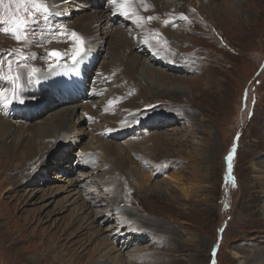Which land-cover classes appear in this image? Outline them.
<instances>
[{"label": "rangeland", "instance_id": "obj_1", "mask_svg": "<svg viewBox=\"0 0 264 264\" xmlns=\"http://www.w3.org/2000/svg\"><path fill=\"white\" fill-rule=\"evenodd\" d=\"M59 1L64 7L33 26V38L17 42L0 31V49L22 52L27 66L39 69L45 49L36 43L46 29L87 23L109 2ZM156 2L158 10L179 17L159 22L171 32L169 52H160L158 62L150 52L142 55L135 80H127L139 105L130 121L111 127L108 119L122 115L109 96L87 97L82 78L75 94L64 93L68 84L54 91L43 83L41 96H28L35 108L27 110L24 99L13 111L34 123L25 134L26 143L34 141L2 162L1 179L16 176L0 191V264H264V0ZM15 11L10 0L0 6L5 18ZM114 15L108 30L121 23L133 39V18ZM97 30L94 23L91 31ZM144 30L157 34L160 26ZM50 47L46 53L60 52ZM105 47L102 55L93 53V70L81 71L89 83L114 62ZM171 62L184 71L169 69ZM144 63L155 67V83ZM4 73L0 69L9 76ZM170 74L191 85L182 97L173 93L180 84L169 82ZM163 135L168 141L157 144ZM0 146L7 154V145Z\"/></svg>", "mask_w": 264, "mask_h": 264}, {"label": "bare ground", "instance_id": "obj_2", "mask_svg": "<svg viewBox=\"0 0 264 264\" xmlns=\"http://www.w3.org/2000/svg\"><path fill=\"white\" fill-rule=\"evenodd\" d=\"M48 1H50V4H52V6H53V10H52L53 14L50 16L51 18H53L54 16L59 14V13L57 14V12H59L60 8L64 7V4L60 3L61 1H59V0H47V2ZM72 1L75 2V0H72ZM104 5L106 6V9L97 10V12H96L97 18L96 19L91 17L87 23H82V21H81L80 23L73 24L74 28H72V29L66 28L65 23L59 22L58 24L54 25V27H50L49 29H46V31L42 35H40L41 40L36 43V46L44 47L45 51L44 52L42 51L43 52L42 61L45 62V64H43L41 62V66H39L40 68L37 69L38 71L34 76L29 77V72L31 71L32 68H29L28 66L27 67L24 66V65H27L25 63L24 59H17L16 58V53H17L16 51H8L7 49H3V48L0 49V57H2L4 61H6L7 59L12 61L11 57H9L10 55H7L8 53H12V55H14V57H15L16 62L19 63V65H20L18 68H15V66L13 65V61H12L11 68H9V66H5L4 64H3L2 68L4 69V72H5L4 74H8L10 72H13L16 69L17 70L20 69V71L18 73L17 72H14V73H15V76H17V75L19 76L18 83L20 85V88L18 90V94H19V97H21L23 100L25 99L24 100L25 101L24 106L27 108V110L33 109L34 106L38 105V103L35 100L32 101L31 99L28 98V96L32 93L40 95V89L42 88V85L50 84V85H52L51 87L54 88V91H55V90H57L58 87H62L63 85L68 84L66 87H64L65 88L64 93L65 94L66 93L67 94H75L77 92V87H79L78 85H76V83L78 84V79L82 78V81H84V82L87 81V84L81 83V85H84V89L82 88L81 91L85 92L87 97H90V99H92V98H99L102 95L109 96V99H108L109 105L114 106L116 108L115 109L116 113L120 112V114L122 115L121 117H111L108 119L107 123L109 125H111V127H113V128L118 127L121 124H123V122L125 124L126 120H129V119L131 120L132 111L137 110L139 108V105L137 102L138 98L134 94H131V97H132L131 98L128 94L129 91H132L134 89L129 86L127 80H128V78L130 80L131 79L135 80L133 75H134V73H136L137 69L139 68V65L142 64L141 60H140L142 58V55L146 56V54L148 52H150V55H147V56H150L151 60L153 62L154 61L158 62L161 59L160 52H162L164 49H166L167 51L170 50L167 46V43H168V40H170L172 38L170 36H168L166 33H171V32H169L167 28H164L163 26L161 27L159 22L163 19H166L167 17L168 18H171V17L177 18L179 16L178 15H171L168 13L165 14V13H163V11L158 10L159 5L156 2V0H154V1H152V0H134L132 7H133V10L135 12V15L132 16V18H133L134 26H136L137 33L131 35L133 38V39H131L127 36L128 34L126 31V26H123V24H121V23L119 24V27H117L120 29H117L116 27H114V28H116V29H114V31L112 29L108 30L110 28V23H112L113 18H115L114 14L115 13L119 14V12L109 2H108V6L105 3H104ZM81 6H83V4H81ZM235 8H236V6H235ZM66 9L67 10H65V13H66L65 15L71 16V15H69L70 12L68 13V6L66 7ZM109 9L111 10V13L108 14L105 12V10H109ZM153 14H154V20L151 23V20L149 21L147 19V17H149V16L152 17ZM125 17H127V16H125ZM137 17H143L144 19L138 20ZM124 21H125L126 25L129 24L128 20L125 19ZM94 23L97 24V28H98L96 33L95 32L93 33L91 31V28L93 27ZM35 25H37V24H33L32 28ZM150 25H154L155 27L160 26V33L152 34V30L145 31L144 30L145 27H149ZM57 29H62V31L67 32V33L76 32L80 37H82L84 39L86 55H84L83 59L80 60V62L78 64H74L71 59H69L68 57H65V59L63 61H61V64L59 66H55L52 69L48 68V64L51 61H48L44 57V55H45L46 51L49 48H51L50 44H56L57 48H59L61 53H64L67 51L69 55H71L72 49H73V40L68 38L67 35H55V36L49 35V33L54 32ZM30 36L33 38L34 35H30ZM8 37H11V36H8ZM132 40L134 41V43L132 42ZM106 42L110 46L108 48V52H110V54H112L114 62H113V64L109 63L110 65H104L103 68L98 70L97 72L94 69L95 75L92 73L93 78L91 80V83H89L87 77H85V74H83L81 71L87 70L88 68H90V69L93 68V63L95 60L93 58V53L95 54L94 55L95 57L102 55V53H104V51L106 50V47H105ZM154 42L157 45V46H155V48H157L158 51L151 52V48H152V45L154 44ZM160 42L164 43V45H163L164 47H162L160 45ZM100 48H101V51L99 50ZM190 58H193V57H190ZM183 60H185V59H183ZM169 61L170 60H168V62ZM190 62H192V61H190ZM198 63H199V61H198ZM183 66H184L183 64L174 63V62H171L168 64L169 69H173L176 71H184ZM198 66H199V64H198ZM152 67L153 66H151V64H149V63H147V64L144 63V65H143L144 71L147 72L146 74L148 75V77H150L153 80V82L155 83V78H154L155 73L154 72L156 70H155V67H153V68ZM197 69H199V68H197ZM39 70H40V72H39ZM123 70L126 73L125 78L119 77V80H118L119 73L122 72ZM151 70H153V72H151ZM152 73H153V75H151ZM165 73L159 72L158 74L160 77L165 78V76H164ZM79 74H81V75H79ZM89 74H90V71H89ZM170 75H172V76L170 78H168L169 82H171V83L173 82L176 85L179 83L178 77L182 78L181 75H173V74H170ZM15 76H13V77H15ZM139 79H141V78H139ZM185 79L189 80L188 77ZM29 81H31V82H29ZM138 82H140V81H138ZM185 83L184 84L179 83L180 84L179 87L174 86V88L179 89V91L174 90L173 93H177V94L179 93L178 96L180 95V97H182V95H183L182 92H184V89H188V88L191 89V85L185 84ZM12 87H13V85H12L11 81H8L5 79H0V92H5L7 94ZM86 88H89L88 92H86ZM109 88H110V91L107 92ZM111 89L114 90V92H111ZM155 89H157V87ZM49 91H51V90H48L47 92H44L43 94L47 95V93H49ZM139 91H140V89H139ZM157 92H159V90ZM208 92L212 93V90H208ZM198 94H199V92H198ZM21 95H23V96H21ZM139 95L141 96V93H139ZM156 95L152 94V97H154ZM184 96L186 97V95H184ZM44 98H46V97H44ZM199 99L201 100V98H199ZM220 99H222V97ZM196 100H198V99L196 98ZM28 101H30V102H28ZM43 101H47V100L44 99ZM123 101H126V102H123ZM19 104H20L19 102L13 101L12 104H10L6 107L0 106V143L6 144L7 147L9 148L8 153L2 156L3 147L0 146V150H2V151H0V170L3 168L2 162L5 163L6 159L7 158L9 159V156L14 154V151H15L14 149H17L19 147H25V144H26V146L29 147L31 145V142L34 141V140H32L31 142H28V143H26V141H25V138L29 137V135L25 136V134L34 131V128H33L34 123H30L29 121H24L23 119L25 116L20 117L17 115V113L15 116V114L13 112V111L19 110V109H16L17 105H19ZM202 107H203V105H202ZM66 108H68L65 110L66 114L70 115L72 113V111L70 110L69 107H66ZM100 109L102 111H104L105 105L101 104ZM9 115H10V117H9ZM125 116H127V117H125ZM164 126H166V123H163V127ZM67 132H70V130H67ZM167 137H169V136L168 135H166L164 137H157L156 136L155 138H156L157 144H161L162 141H163L162 144L167 142L168 141ZM158 140H160V141H158ZM176 140H177V138H176ZM161 147H163V146H161ZM9 162H11V161H9ZM15 176H16V174H13L11 176H7L6 178L1 179L3 176H2V174H0V180H1L0 191L3 190L4 186L6 184H8V182L10 183V181H11L10 179L14 178ZM173 180L177 181V183H178L177 178L173 177ZM141 254H142V252H140V256H141ZM70 264H77V262L75 261V262H72Z\"/></svg>", "mask_w": 264, "mask_h": 264}, {"label": "snow or ice", "instance_id": "obj_3", "mask_svg": "<svg viewBox=\"0 0 264 264\" xmlns=\"http://www.w3.org/2000/svg\"><path fill=\"white\" fill-rule=\"evenodd\" d=\"M11 3L16 4L15 13L10 14L7 18L0 15V22L7 24V27L0 28L4 34L11 35L17 42L25 40L29 35H35L32 28L33 24H38L40 21L47 20L53 13L51 10V4L47 0H10ZM5 0H0V6H3ZM109 3L115 7V9L124 16L132 18L135 15L133 10L134 0H109ZM138 20L144 19L143 17H137ZM147 19L150 21L153 17L149 16ZM49 35H67L68 38L73 40V49L71 55L68 52L61 53L58 50H52L46 53V57L49 61L48 68L52 69L55 66H59L61 61L68 57L73 61L74 64H78L80 60L86 55L85 51V41L76 32H64L62 29H57L54 32L49 33ZM7 55H12L8 53ZM17 59L27 60L22 52L18 51L16 53ZM4 60L0 57V69H2ZM12 61L8 62L9 68H11ZM27 67V65H24ZM36 68H32L29 72V77L34 76L37 73ZM0 79H5L12 82L13 87L6 94L5 92H0V106H8L13 103V101L23 103V99L19 97L18 90L20 85L18 83L19 76H3L0 74ZM31 82V81H29ZM229 160V170H231V159L230 154L227 158ZM234 180V178H233ZM215 254V253H214ZM215 264V261H213Z\"/></svg>", "mask_w": 264, "mask_h": 264}]
</instances>
